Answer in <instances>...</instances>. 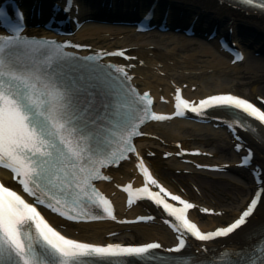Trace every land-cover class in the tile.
Here are the masks:
<instances>
[{
	"label": "snow or ice",
	"instance_id": "6c2138e0",
	"mask_svg": "<svg viewBox=\"0 0 264 264\" xmlns=\"http://www.w3.org/2000/svg\"><path fill=\"white\" fill-rule=\"evenodd\" d=\"M243 2L254 4V0ZM255 3L264 7V0H255ZM20 32L21 29L16 28L12 35H0V167L13 173V178L34 203L0 183V264H128L123 258L141 257L151 249L160 248L158 243L101 246L71 239L57 231L38 210L37 205H42L69 220L105 216L115 219L110 201L94 187L93 181L111 179L104 176L101 169L136 152L132 140L143 134L139 125L147 119L166 120L170 117L150 110L153 101L148 93L134 96L133 103L138 110L122 112L123 104H110L113 113L120 116L115 122V117L97 120L89 116L91 108L81 103L82 85L78 81L66 80L57 71V67L66 62L68 54H61L58 47L53 55L46 47L53 42L37 44L21 36ZM108 55L124 56L125 53L118 51ZM116 71L129 79L122 67ZM100 82L106 83L104 80ZM124 91L125 86L118 84L113 91L114 99ZM128 92L134 93V90L128 88ZM176 101L175 114L183 115L180 109L182 106L189 108V101L181 99L179 90ZM210 107L237 110L264 122V110L233 94L209 96L191 106L190 111L200 114ZM242 147L236 144L238 150ZM249 159V155L244 156V163ZM137 166L143 171L146 182L157 185L142 160ZM126 190L131 203V186ZM135 191L162 205L169 216L175 218L172 224L182 234L186 232L202 241L227 236L239 229L258 202L253 198L239 218L226 227L202 232L185 216V212L195 205L162 187L159 192H152L147 183ZM161 193L183 207L167 203ZM92 210L101 211L99 215H93ZM201 211L208 213L209 209ZM184 244L181 237L175 250L179 251ZM248 264L255 262L249 261Z\"/></svg>",
	"mask_w": 264,
	"mask_h": 264
},
{
	"label": "bare ground",
	"instance_id": "6f19581e",
	"mask_svg": "<svg viewBox=\"0 0 264 264\" xmlns=\"http://www.w3.org/2000/svg\"><path fill=\"white\" fill-rule=\"evenodd\" d=\"M172 1V0H170ZM177 1L183 5H186L190 9L201 10L202 13H210L214 17L220 18V19H226L230 25H242L241 30H245V32L240 31L244 36L246 37L248 33L247 31H250L252 34L249 36L248 39H246L248 42H252L253 46L259 45L260 47H264V18L254 16L250 13H246L244 11H241L239 9H234L226 4H219L217 1L214 0H173ZM195 12V11H194ZM97 28L90 29V35L97 34ZM79 36H84V33H79ZM138 35H144V34H138ZM255 37V38H254ZM244 38V37H243ZM257 41H253V40ZM91 42L96 43L95 41ZM126 44H123L122 46H125ZM100 46H103L100 44ZM112 45H105V47H110ZM178 47L189 50L190 53L186 54L182 59V63L185 64L187 67H194V63L199 58H205L207 65L205 67H208L207 71H200V72H194L193 80L188 82L190 83V87H192V91H187L191 93L193 96H202L204 94H208L211 92H225L229 91L226 90L222 84H220V79H223L225 75H230L238 70V67L244 62L242 60L241 62H238L234 65L229 64V57L225 58L222 54H217L214 50V46L211 42H204L201 39H189V42L178 44ZM142 50H137L131 52L132 54L137 55L136 59L134 60L135 67L132 69L131 72L135 74V76L141 77V78H148V72L151 71L149 66L145 67L142 65L143 63H152L153 65L157 66L160 65V67L156 68V73L153 74L155 76V84H152L148 80L144 81L145 84H143L144 87L151 88L155 97L157 99L161 97H168L172 94L173 88L175 84L182 83L184 81H187L186 78H183V75L180 78H175L173 76H169L166 72L158 73L159 70H170L172 68H175L178 66L177 61H170V58L172 56V53H166V52H159L156 55V59L152 60L148 56V51H145V47H141ZM152 60V61H150ZM253 68V64L251 63ZM261 69H264L263 67H260ZM250 71H244L243 73L245 75H248ZM143 75V76H142ZM210 78H213L212 80L218 78L212 85L209 83L211 81ZM137 80V79H136ZM140 82L142 79H139ZM201 83H205V85H201ZM164 84V85H163ZM173 85V86H172ZM172 86V87H171ZM172 89H171V88ZM252 93H255V87H252L251 89ZM161 93H164V95L161 96ZM236 93V92H235ZM182 122L178 119H173L170 121H163V122H152L145 126V133L147 134L146 137L137 138V145L139 150H144V148H147L146 145L148 142H153L156 144H161L162 142L166 143V146L163 148L164 152H172L176 153L179 152L181 149H194V147H189V140L184 139L181 137V132L178 130V127H176L174 124ZM161 125H169L167 128L164 129H157L156 127ZM174 125V126H173ZM176 127V128H175ZM245 141L248 142L246 145H252L256 150L260 151L261 153H264V145L261 144H255L253 141H251L248 137L244 136ZM209 140H213L210 138ZM230 140V138H229ZM231 141V140H230ZM160 142V143H159ZM176 142H180V148L174 146ZM163 144V143H162ZM183 157V156H181ZM188 157V156H184ZM189 158V157H188ZM157 163L161 168H167L165 165H163L162 160H156ZM257 164H259L264 169V154L256 157L254 160ZM151 163V162H150ZM153 164V163H152ZM154 165V164H153ZM158 166V165H157ZM169 168V167H168ZM109 171V181H103L100 183V186L102 189L105 190L106 193H109L110 195H114L115 199V205L116 210L121 215L126 214H132L136 212H141L142 208L140 205L129 207L125 206L122 203V199L117 191V183L120 181H124L125 179H135L138 178V170L136 169V163L135 160L129 159L126 162L120 164L117 168ZM3 180H7V175L2 171L0 173ZM246 179V178H245ZM247 180V179H246ZM249 180V179H248ZM250 181V180H249ZM119 182V183H120ZM118 183V184H119ZM255 186V184H253ZM197 210V208L192 209V213L195 216L194 212ZM237 213V211L233 209H225L222 212H216V214L212 215L210 217L209 224L204 225V228H210L212 226H215L216 224L220 223L222 220L230 219L232 216H234ZM256 215V217H255ZM253 217H255L253 219ZM50 219L53 221V223L58 224L64 231L70 235L85 239V240H92V241H102L103 239L107 240L105 234L109 232L110 230L114 231L117 230L120 232L126 227L130 228V232L133 236L137 238H142L144 240H150V239H157L161 241L163 244H170L172 242L171 235L168 233V231L159 223L158 220H155L152 224H131V225H115L113 223H110L109 221H98V222H79V223H67L65 221L60 220L57 217L51 216ZM252 221V223H257L259 221L264 220V202H260L259 205L256 207L254 213L252 216L249 217V221ZM245 230V225L238 229L235 233L232 235L226 237L227 246H234L237 243L241 241L243 231ZM89 238V239H88ZM236 238V242L234 239ZM232 239V240H231ZM234 244H229L230 242H233Z\"/></svg>",
	"mask_w": 264,
	"mask_h": 264
},
{
	"label": "rangeland",
	"instance_id": "374dc122",
	"mask_svg": "<svg viewBox=\"0 0 264 264\" xmlns=\"http://www.w3.org/2000/svg\"><path fill=\"white\" fill-rule=\"evenodd\" d=\"M172 38L177 37L174 36ZM114 40L115 38H110L108 41ZM251 63L253 64V68L250 65ZM260 67L264 68V60L249 54L244 64L240 66V70H251V72L245 77H242L241 72L234 73L224 77L222 81L228 84V86L234 85L237 87L236 91L239 93L252 95L251 89L255 86L256 93L264 95V69ZM252 80L254 81L253 84L251 83ZM187 130V133L191 137L201 140L197 144H204L205 147H210L211 150L216 151L211 160L232 161L233 154L223 132L211 130L207 127H189ZM209 138L213 140L208 141ZM167 162L169 163V161ZM170 164L176 165V162L170 161ZM233 170L232 172L225 173L171 172L161 174L171 183L175 184V186L189 189L192 195L199 198L200 201L233 209L237 208L251 191V182L244 178V175L250 178L248 171L236 168H233ZM194 183L198 186V191L193 190L192 185ZM125 238L128 240L132 239L130 236Z\"/></svg>",
	"mask_w": 264,
	"mask_h": 264
}]
</instances>
